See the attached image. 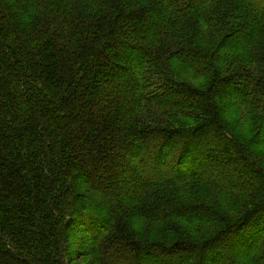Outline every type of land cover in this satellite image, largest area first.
Here are the masks:
<instances>
[{
	"label": "trees",
	"instance_id": "trees-1",
	"mask_svg": "<svg viewBox=\"0 0 264 264\" xmlns=\"http://www.w3.org/2000/svg\"><path fill=\"white\" fill-rule=\"evenodd\" d=\"M85 250L264 264V0H0V264Z\"/></svg>",
	"mask_w": 264,
	"mask_h": 264
},
{
	"label": "rangeland",
	"instance_id": "rangeland-1",
	"mask_svg": "<svg viewBox=\"0 0 264 264\" xmlns=\"http://www.w3.org/2000/svg\"><path fill=\"white\" fill-rule=\"evenodd\" d=\"M174 120H175V123H176L177 120L176 119H174ZM252 125L253 124H251L250 126H252ZM204 138L203 137H197V138L191 139V141L189 143V147H188V152L198 151L199 152V155L198 156H200L201 155V152H203L205 150V145H207V143H208L207 141H205ZM205 154L207 155V153H205ZM188 162H189V160H188ZM199 162H200V164H203V162H204V157L203 156L201 157V159H200ZM186 164H187V162H186ZM163 166L164 167L161 166L160 168H165L167 170H170L167 165H163ZM189 166H193V164L190 163ZM197 166H199V165H197ZM154 170H156V168H154ZM259 232H261V228H259L257 230V233H259ZM90 237H92V235H90ZM80 243L81 242H76L75 245L76 246H78V245L80 246ZM84 253H86V254H84L83 256H77L76 257V259L74 260V264H92L91 263L92 262L91 255L89 253H87V250H85Z\"/></svg>",
	"mask_w": 264,
	"mask_h": 264
}]
</instances>
